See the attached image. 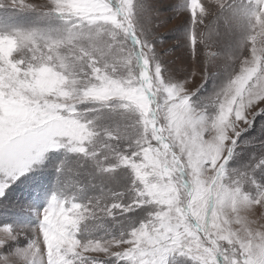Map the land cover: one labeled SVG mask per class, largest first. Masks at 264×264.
<instances>
[{
  "label": "snow or ice",
  "instance_id": "snow-or-ice-1",
  "mask_svg": "<svg viewBox=\"0 0 264 264\" xmlns=\"http://www.w3.org/2000/svg\"><path fill=\"white\" fill-rule=\"evenodd\" d=\"M0 264H264V0H0Z\"/></svg>",
  "mask_w": 264,
  "mask_h": 264
},
{
  "label": "rangeland",
  "instance_id": "rangeland-1",
  "mask_svg": "<svg viewBox=\"0 0 264 264\" xmlns=\"http://www.w3.org/2000/svg\"><path fill=\"white\" fill-rule=\"evenodd\" d=\"M182 19V18H181ZM181 23V20L180 19H178V20H176V21H174L172 24H170L169 26H168V28H165V29H162L161 31H162V33H168V30L170 29V28H174V27H176L178 24H180ZM178 35H182V32L181 33H179ZM170 44H177L178 43V39H171L170 40V42H169ZM176 55H180V53H176Z\"/></svg>",
  "mask_w": 264,
  "mask_h": 264
}]
</instances>
